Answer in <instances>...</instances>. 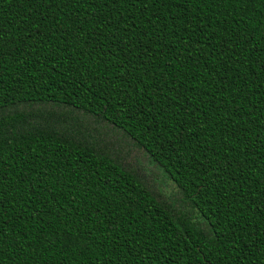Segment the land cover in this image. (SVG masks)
Segmentation results:
<instances>
[{
	"label": "trees",
	"instance_id": "16d2710c",
	"mask_svg": "<svg viewBox=\"0 0 264 264\" xmlns=\"http://www.w3.org/2000/svg\"><path fill=\"white\" fill-rule=\"evenodd\" d=\"M0 264H264V0H0Z\"/></svg>",
	"mask_w": 264,
	"mask_h": 264
}]
</instances>
